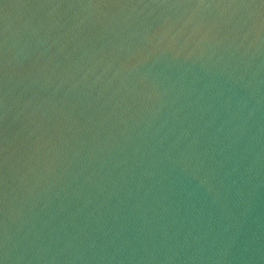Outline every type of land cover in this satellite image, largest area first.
<instances>
[{
	"label": "water",
	"instance_id": "95a60500",
	"mask_svg": "<svg viewBox=\"0 0 264 264\" xmlns=\"http://www.w3.org/2000/svg\"><path fill=\"white\" fill-rule=\"evenodd\" d=\"M0 264H264V0H0Z\"/></svg>",
	"mask_w": 264,
	"mask_h": 264
}]
</instances>
